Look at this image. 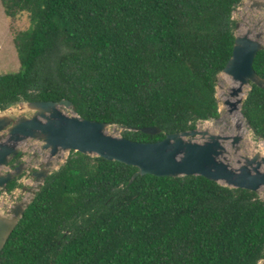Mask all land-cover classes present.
<instances>
[{"label": "trees", "instance_id": "1", "mask_svg": "<svg viewBox=\"0 0 264 264\" xmlns=\"http://www.w3.org/2000/svg\"><path fill=\"white\" fill-rule=\"evenodd\" d=\"M27 14L14 38L21 68L0 75V108L69 99L84 118L149 142L219 118L218 74L243 0H0ZM264 77V51L255 61ZM244 115L264 139V90ZM157 126V135L141 131ZM72 151L25 211L0 264H259L264 199L204 176L139 175ZM18 186L14 180L9 190Z\"/></svg>", "mask_w": 264, "mask_h": 264}, {"label": "water", "instance_id": "2", "mask_svg": "<svg viewBox=\"0 0 264 264\" xmlns=\"http://www.w3.org/2000/svg\"><path fill=\"white\" fill-rule=\"evenodd\" d=\"M249 4L264 16V0H246L248 14L244 15L245 22L239 21L234 29L233 54L217 77L219 112L221 116L225 111L231 119L229 131L222 132L214 127L220 117L210 118L204 120L202 127L198 124L193 129L167 134L158 141L142 142L111 133L110 127L118 124L82 117L74 111L69 99L20 101L1 109L0 192H3L2 197L7 195L8 184L26 172L30 175L31 186L23 187L22 198L18 197V186L13 189L14 198L9 199L5 211L0 210V253L46 179L66 162L72 151L137 167L131 183L139 175L146 174L195 175L230 188L262 194L264 148L261 146L264 139L256 136L243 112L252 84L264 89V78L254 69L255 58L264 49V29L254 36L250 26H243L251 12ZM262 23L264 25V17ZM222 74L231 79L228 89L219 84ZM16 104L19 115L13 109ZM63 107L73 113H67ZM141 131L157 135L162 129L146 126ZM254 137L260 150L247 152L252 149L250 144L255 143ZM25 142L33 143L45 155L32 152L30 157L23 159L22 144ZM59 162L64 163L59 166Z\"/></svg>", "mask_w": 264, "mask_h": 264}, {"label": "rangeland", "instance_id": "3", "mask_svg": "<svg viewBox=\"0 0 264 264\" xmlns=\"http://www.w3.org/2000/svg\"><path fill=\"white\" fill-rule=\"evenodd\" d=\"M246 11H247L246 0H243L234 9L232 13L233 19L236 21L239 20L242 24V22H245L244 15L248 14V12ZM29 26H30V20L27 14H24L17 19L9 18L5 14L3 5L0 1V75L11 73V72H17L20 70L21 62H20L17 50L15 48L14 38L18 32L27 29ZM243 26H246V24H244ZM240 31H242V29ZM230 83H231V79L228 76L223 75V74L219 76V84L223 86L225 89L230 88ZM13 107H14L13 109H15L16 111V115H19L20 114L18 111L19 106L16 104ZM1 109L2 108H0V112L2 111ZM65 111L69 114L73 113L71 110H68V109H65ZM198 124H200L202 127V125L204 124V121H201ZM230 124L232 125L231 119L227 117V114L225 113V111H222L220 118L216 120V122L214 123V127H216L218 130H221L222 132H225V131H229L228 129L230 127ZM210 127L212 128V126ZM109 131L115 135H121L124 131V128H122L121 126L112 125ZM254 139H255V143L253 145L250 144V147L252 149H247V152L251 150L252 151L260 150V146L258 145L259 144L258 140L256 139V137H254ZM261 147L264 148V142ZM22 151H23V159H27V157H30L32 152H39V154L41 152L39 148L35 147L33 143L31 142L29 143L25 142L24 144H22ZM41 153H42V156L45 155L43 152ZM66 158H67V155L64 156L65 160ZM64 162H59L58 165L60 166ZM4 170H7V168H5ZM30 181H31L30 176L28 175L27 172L23 174L21 178H19L18 187L16 188L18 193L20 194L18 197L22 198L23 187L24 186L30 187L31 186ZM261 192L262 194H258V195L259 197L264 199V188L261 189ZM2 195H3V192H0V206L2 210L5 211L7 207V203L9 202V199L14 198L15 195L12 194V192H9V194L5 195L4 197H2Z\"/></svg>", "mask_w": 264, "mask_h": 264}, {"label": "flooded vegetation", "instance_id": "4", "mask_svg": "<svg viewBox=\"0 0 264 264\" xmlns=\"http://www.w3.org/2000/svg\"><path fill=\"white\" fill-rule=\"evenodd\" d=\"M249 8H250V10H251V12H250V14L247 16V22H246V27H248V26H250V28H251V30H253V35L254 36H256V33L258 32V31H261V30H263L264 29V25H263V23H262V20H263V15L259 12V11H257V10H255L254 8H251L250 7V4H249V6H248ZM238 22H239V20H235V29L237 28V25H238ZM264 51V49H262L261 51H259L258 52V54H257V56L259 55V53L260 52H263ZM257 58V57H256ZM256 58H255V61H256ZM255 61H254V69H255ZM255 71L259 74V72L255 69ZM261 77H263L261 74H259ZM264 78V77H263ZM256 84H252V90L250 91V93H249V96L251 95V93L253 92V90H254V86H255ZM257 86V85H256ZM259 87V86H258ZM264 90V89H263ZM249 96H248V98H249ZM31 174V173H30ZM30 176V175H29ZM15 180H19V179H15ZM14 181V180H13ZM12 183V181L8 184V189H7V194H9V192H11L10 190H9V185ZM0 210H2L1 208H0ZM264 264V263H263Z\"/></svg>", "mask_w": 264, "mask_h": 264}, {"label": "clouds", "instance_id": "5", "mask_svg": "<svg viewBox=\"0 0 264 264\" xmlns=\"http://www.w3.org/2000/svg\"><path fill=\"white\" fill-rule=\"evenodd\" d=\"M263 261H264V259H263V260H261V261L259 262V264H263V263H264Z\"/></svg>", "mask_w": 264, "mask_h": 264}]
</instances>
